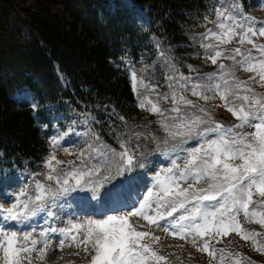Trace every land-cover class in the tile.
I'll return each instance as SVG.
<instances>
[{
	"label": "snow or ice",
	"instance_id": "6c2138e0",
	"mask_svg": "<svg viewBox=\"0 0 264 264\" xmlns=\"http://www.w3.org/2000/svg\"><path fill=\"white\" fill-rule=\"evenodd\" d=\"M213 13V20L204 17L212 27L191 39L203 50L197 56L202 55L215 71L200 73L189 64L185 75L161 52L169 73L167 91L131 73L136 106L156 117L154 123L164 135L130 128L113 133L117 147H112L89 129L82 148L64 149L74 157L70 160L57 159L55 151L63 137L53 138L43 179L33 174L31 188L16 193L10 207L0 206V264H33V253L43 260L53 234L61 250L77 248L74 255L83 253L87 264H172L169 257L174 254H162L157 247L161 237L142 230L141 221L190 242L207 254L209 264H251L232 241L216 247L232 233L264 254V231L247 229L240 219L264 229V20L245 14L239 3L220 2ZM233 43L237 46L228 47ZM240 72L251 75L241 79ZM215 100L220 103H211ZM217 108L225 109L236 123L217 119ZM119 119L125 121L123 116ZM193 141L194 147H186ZM144 142L171 159L167 167L155 171L143 196L135 199L124 194L125 181H113L127 180V174L144 168ZM69 198L81 207L94 201L103 211L96 218L69 220L66 227H45L40 240L32 231L21 234L9 224L18 228L40 213H45L46 224L59 220L53 209L72 207Z\"/></svg>",
	"mask_w": 264,
	"mask_h": 264
},
{
	"label": "trees",
	"instance_id": "16d2710c",
	"mask_svg": "<svg viewBox=\"0 0 264 264\" xmlns=\"http://www.w3.org/2000/svg\"><path fill=\"white\" fill-rule=\"evenodd\" d=\"M260 1L225 0L239 3L249 15ZM133 2L0 0V150L8 161H0V178L4 165L16 164L36 174L49 151L39 125H55L60 131L69 125L72 131L85 133L90 128L83 125L84 109L93 112L100 121L93 123L98 134L114 146L113 133L124 132L123 125L164 135L156 124L145 123L144 113L136 106L130 79L133 63L143 51L149 52L150 58L138 76L165 86L169 73L161 52L185 75L189 74V64L207 73L203 56H197L203 50L191 37L212 27L203 25L204 17H215L213 9L220 2ZM21 91L28 93L35 107L25 101L17 103L15 95ZM79 101H90L98 107H83ZM108 110H114L118 120H106ZM57 115H62L60 122ZM144 143L142 151L156 147ZM260 259L258 263L264 264Z\"/></svg>",
	"mask_w": 264,
	"mask_h": 264
},
{
	"label": "rangeland",
	"instance_id": "374dc122",
	"mask_svg": "<svg viewBox=\"0 0 264 264\" xmlns=\"http://www.w3.org/2000/svg\"><path fill=\"white\" fill-rule=\"evenodd\" d=\"M125 3H132V0H121ZM223 1V0H220ZM252 17H255L259 19L258 15H262V19L264 20V0L261 1L258 8H255L251 11ZM249 15V14H248ZM209 20L215 19V17L208 18ZM208 24L205 19L203 21V25ZM205 31V30H204ZM261 42H264V38H261ZM237 46L235 43L228 45V47H235ZM203 59V57H202ZM205 61V59H203ZM207 68L209 72L215 71V66L211 65L210 62H207ZM241 79H247L251 73L246 72H240L238 73ZM144 78L142 75L138 76ZM145 83H148V81L144 78ZM62 83L65 84V80L62 79ZM158 86V90L163 92L167 91V88L164 85H161L160 83H152ZM15 99L17 103H20L22 101H25L29 99L26 92H20L16 94ZM83 107L93 108L96 109L98 105L96 103H91L90 101H79ZM211 103L219 104V100L212 101ZM161 107H168L169 104L167 103H161ZM140 113H144L142 116V119L145 121L146 124L149 125H155L153 123L154 119L156 120L154 115H150L147 111L142 110L139 108ZM84 117L86 118L85 124H92L94 123L95 119L94 116L90 112V109H84L83 113ZM215 115L216 118L221 120L224 123L227 124H233L236 123L235 119L232 117L230 113H228L223 108H217L215 109ZM61 117V116H58ZM152 122V123H149ZM158 126V125H157ZM41 128V125H40ZM97 130V129H96ZM92 132L96 133L95 130L92 129ZM160 132V131H159ZM43 135L46 136L47 143L50 147V151L46 154L44 161L52 154V139L53 138H60L63 137V139H60L59 148L55 151V155L57 159L61 160H70L74 159L73 156H70L67 154V152L64 151V149H68L69 151L75 152V146L83 142L84 139H86V136H83L81 134L74 135V132L72 131L71 126H66L65 130L61 133L55 132V129H47L44 130ZM48 137V138H47ZM3 155L0 152V159H2ZM170 159V158H169ZM169 159H165L160 152L154 151L151 153L150 159L147 161V163L144 164V168H138L135 169L136 171H133L132 173L127 174L128 179L125 180L124 177L118 178L116 181H113L115 184H119L121 181H125L123 184V191L124 194L127 195L128 193H131L133 198L139 199L143 196L144 192L147 191V188L151 184V178L155 171H157L161 166L167 167L169 163ZM44 161L43 164L38 169V175L37 180H42L43 176L47 169L44 167ZM144 162V161H143ZM177 163H182V161L178 160ZM4 171L6 175H4L6 180V185L4 188H0V206H3V208H8L12 205L15 199V194L18 193L22 188L25 186H28L31 188L33 186V177L28 174L26 171H22L16 167L8 168L5 167ZM109 188L112 187L111 184L108 185ZM76 195V194H73ZM84 195V194H80ZM76 200H72L69 198L68 202L72 204V207L65 208L64 210L60 209H53L57 213V216H59V220H48L47 224L45 223V220L47 219L45 216V213H40L38 216L35 217L36 221H39L37 223V228L35 230H32L33 237L37 240H40L39 233L43 230V228L48 226H55L58 228L66 227L68 225L69 220H72L73 222H76L80 219H86V218H93V216L87 211L89 209H94L95 202L92 201L89 206L81 207L80 205H77L75 203ZM79 202V201H77ZM61 203H65V201H61ZM97 209H100L98 206H96ZM41 219H45L42 221ZM135 219V218H133ZM241 223L244 224L245 228L247 229H255L256 231H262L260 229L259 225L247 223L243 217L240 218ZM145 225V228L142 230L152 231L155 233V235L161 237L160 244L157 246L162 250V254H168L173 253L174 255H171L169 259L172 261V264H181V261H183V264H209V257L206 253H201L197 251L195 247L192 246L190 242H186L184 240H181L179 238H173L170 235H167L162 230H157L154 227L148 226L146 221H141ZM264 231V229H263ZM21 234L23 232H20ZM223 244H217V248L219 246L223 247L224 245H228L229 241L234 242V247L239 252L245 254L248 258L252 259L251 262H257L260 261V258L264 259V254H261L257 252L253 247L250 241L245 242L235 233L230 234L228 237H223ZM49 246L45 250L46 256L43 260H40L36 253H33V264H87V261L83 259V253H81V256H76L74 253L77 251V248L75 247H65L63 250H61L58 246V237L56 235H50L49 236ZM171 245V247H169ZM219 245V246H218ZM41 245L37 244V248H40ZM179 257V259H177ZM260 264V263H258Z\"/></svg>",
	"mask_w": 264,
	"mask_h": 264
}]
</instances>
